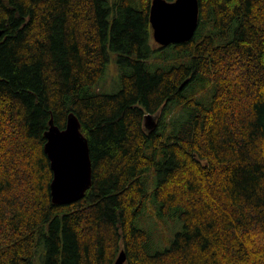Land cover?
<instances>
[{
	"label": "trees",
	"instance_id": "trees-1",
	"mask_svg": "<svg viewBox=\"0 0 264 264\" xmlns=\"http://www.w3.org/2000/svg\"><path fill=\"white\" fill-rule=\"evenodd\" d=\"M151 2L0 0V264H264V0H199L162 62ZM108 48L132 68L116 93ZM70 112L93 184L63 205L45 133ZM150 198L184 225L156 252L135 224Z\"/></svg>",
	"mask_w": 264,
	"mask_h": 264
},
{
	"label": "water",
	"instance_id": "water-1",
	"mask_svg": "<svg viewBox=\"0 0 264 264\" xmlns=\"http://www.w3.org/2000/svg\"><path fill=\"white\" fill-rule=\"evenodd\" d=\"M200 21L199 0H152L150 22L153 37L161 46L187 42L193 39ZM4 29L0 28V37ZM155 115H145V127L157 126ZM45 151L51 161L53 180L52 201L71 204L82 199L93 184V163L88 138L81 131V122L70 112L65 128L50 120L45 133ZM127 259L122 250L114 264H124Z\"/></svg>",
	"mask_w": 264,
	"mask_h": 264
},
{
	"label": "rangeland",
	"instance_id": "rangeland-1",
	"mask_svg": "<svg viewBox=\"0 0 264 264\" xmlns=\"http://www.w3.org/2000/svg\"><path fill=\"white\" fill-rule=\"evenodd\" d=\"M150 47L153 51L150 60H158L162 62L165 49H170L171 45L165 46L166 48H164L158 42H156L152 33L150 38ZM108 53L109 61L106 66V70L97 86L103 92L116 93L121 88L122 75L132 71V68L131 66L120 62L119 53L112 51L110 48H108ZM162 113L163 112L161 111L159 114H155L157 121L161 117ZM152 179L153 178L150 177V187L152 186ZM157 209L158 205H154L150 198L148 200L147 209L135 218V224L138 227L145 229L149 234L150 240L148 248L150 252L166 249L171 244L176 234L184 230V225L178 217H163L158 214Z\"/></svg>",
	"mask_w": 264,
	"mask_h": 264
},
{
	"label": "bare ground",
	"instance_id": "bare-ground-1",
	"mask_svg": "<svg viewBox=\"0 0 264 264\" xmlns=\"http://www.w3.org/2000/svg\"><path fill=\"white\" fill-rule=\"evenodd\" d=\"M199 23H200V21H199ZM198 27H199V26H198ZM197 29H198V28H197ZM196 32H197V31H196ZM195 34H196V33H195ZM194 36H195V35H194ZM173 44H175V43H173ZM170 45H171V44H170ZM167 46H168V45H167ZM146 114H147V113H146ZM146 114H145V115H146ZM144 123H145V118H144Z\"/></svg>",
	"mask_w": 264,
	"mask_h": 264
}]
</instances>
